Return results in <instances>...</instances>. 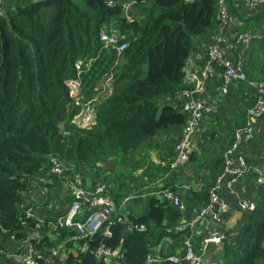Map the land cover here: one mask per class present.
Masks as SVG:
<instances>
[{
	"label": "trees",
	"instance_id": "1",
	"mask_svg": "<svg viewBox=\"0 0 264 264\" xmlns=\"http://www.w3.org/2000/svg\"><path fill=\"white\" fill-rule=\"evenodd\" d=\"M132 16L133 21L126 22L120 7H109L105 0L15 1L0 15V241L12 233L15 241L19 240L26 229L35 228L34 221L24 219L28 206L22 202L34 189L35 177L48 171L49 157L60 160L68 173H75L104 159L118 164L131 152L138 155V169L121 165L125 173L118 180L122 189L125 181L133 182L131 195L140 198L142 211L121 207L128 209V215L123 222L111 217L110 236L98 230L86 241L83 253H67L63 264H103L91 254L97 245L119 248L121 264H141L150 247L163 236L182 242L188 233L187 228L161 232L157 241L151 240L154 228H175L182 212L154 195L158 188L172 189L156 183L160 175L172 171L170 161L159 164L149 158L155 146L161 150L165 144L172 147L184 121L185 114L171 98L184 87L183 68L190 54L217 31L215 3L134 0ZM103 28H116L124 34L126 45L121 53L104 47L99 38ZM249 30L259 36L250 41L243 71L248 81L259 82L264 77V13L245 22L236 21L230 28L236 33ZM78 59L81 64L75 70ZM220 71L214 67V73ZM256 75H260L258 79H254ZM103 78L109 79L110 91L102 98L99 83ZM71 80L78 81L77 99L69 95L67 82ZM215 80L214 87H218L221 81ZM239 84L246 102L243 111L237 109L236 117L238 126H243L244 109L252 105L254 90L244 82ZM85 106L93 116L82 126L73 119ZM212 135L210 130L200 133L201 145ZM204 156L201 148L193 149L187 162L194 169L203 168L213 186V179L222 171V154L207 164L202 161ZM48 177L53 183L46 184L49 193V187L61 188L50 174ZM126 193L127 188L108 193L117 214ZM206 198L207 189H200L190 191L183 200L191 208L197 207L192 202L201 205ZM253 203L233 239L222 241L213 260L264 264V181L258 184ZM57 213L52 207L47 212ZM124 222L130 230L123 227ZM139 225L144 229L138 230ZM43 241L45 245L54 243L46 237ZM3 264H11V260L5 259Z\"/></svg>",
	"mask_w": 264,
	"mask_h": 264
},
{
	"label": "built area",
	"instance_id": "2",
	"mask_svg": "<svg viewBox=\"0 0 264 264\" xmlns=\"http://www.w3.org/2000/svg\"><path fill=\"white\" fill-rule=\"evenodd\" d=\"M18 1L21 4L29 2H39L42 0H0V15L7 9H11L13 3ZM239 4V8L231 3V0H214L215 13L218 20L217 31L212 35L210 41L203 45L205 60L198 65H191L183 68L184 87L177 91L171 98L173 103L178 102L180 111L185 114L184 121L179 126L176 139L172 145L174 153L170 162V169L184 165L192 150L191 140L193 132L202 117L208 112L205 103L206 80L211 75H218L221 83L218 91L226 95L231 86L240 82L246 83L253 88L254 101L251 106L244 109L246 122L243 126L236 127L231 131V141L222 153L223 167L222 174L230 175V181H234L245 170V159L239 148L244 138L249 137L252 131L250 120L264 116V77L259 82L248 81L243 71V62L246 50L250 48V41L254 36H259L251 30L236 33L230 31L236 24V19L232 9H236L242 16L248 15L264 8V0H232ZM106 5L113 7L118 5L121 14L126 22H132V6L134 0H105ZM99 38L105 48H111L116 53H121L125 48V36L116 28L101 29ZM229 42L235 48V54L231 56L226 53L221 44ZM81 60H76L74 69L78 70ZM186 65V64H185ZM214 67L221 68L219 73H214ZM78 81H68L69 95L77 99ZM71 89L75 92L70 93ZM77 116L74 117V122ZM84 119V120H83ZM91 120L86 115L76 123L85 126ZM264 160V151L261 152ZM48 172L51 178L62 187L66 188L68 201L65 202L63 210H59L56 215L35 212L37 198L43 196L44 186H35L30 194L24 197L22 206H28L24 219L34 221V229H26L23 237L15 241L14 235H9L5 241H0V264L4 260H11V264H63L67 253H83L86 250V241L92 238L98 230L106 237L110 236V226L115 222H123L128 211L123 209L116 213V205L109 196L105 183L96 182L92 186H82L79 180L67 174L63 163L55 157L48 159ZM185 189L188 186H184ZM154 195L163 198L166 202L179 210L185 211L184 200L173 189L158 188ZM130 197H134L130 195ZM127 198H122L121 204ZM240 209L251 211L254 203L238 202ZM227 212V205L217 192L216 184L207 188V198L194 211L193 215L182 226L178 224L174 230L180 231L187 228L188 231L199 220L209 217L218 222ZM114 217V221L111 217ZM143 230V225L137 227ZM5 232L4 230H2ZM66 232V236H61ZM54 241L52 245H45L43 239ZM192 236L185 235L182 239V252L180 254L167 255L163 258L153 256L149 252L145 255L141 264H153L162 260L173 264H223L220 260L207 259L205 256L211 245L219 248L225 239V233L218 229H211L204 233L194 246ZM1 239V238H0ZM69 243V244H68ZM93 257L103 264H121L122 253L119 248L111 249L104 245H97L91 251Z\"/></svg>",
	"mask_w": 264,
	"mask_h": 264
},
{
	"label": "crops",
	"instance_id": "3",
	"mask_svg": "<svg viewBox=\"0 0 264 264\" xmlns=\"http://www.w3.org/2000/svg\"><path fill=\"white\" fill-rule=\"evenodd\" d=\"M231 3L234 4L235 7L239 8V4L237 2H233L231 0ZM212 35L213 34H210V36L207 37V43L210 41ZM221 48L231 56L235 54V48L232 47L229 42L221 44ZM202 50L203 44H198L195 51L190 54L184 68H189L191 65H198L199 62H202V58L205 56ZM250 67L251 65H249L248 68ZM259 76L260 75H256L254 79H258ZM215 79L219 80L218 75L214 74L213 77L211 75V77L206 80L205 103L207 104L208 112L197 124L191 140L192 150H198L201 148V150L205 152V156L202 159L205 164L215 159L216 155L220 156L230 143L231 131L236 127H240L237 124V109L241 108V111H243V104L246 102V98H242L243 94L239 83V85L234 84L231 86L226 95H222L218 91L219 86L214 87L216 82ZM250 123L252 125L251 134L249 137L244 138L239 148L240 153L245 159V170L242 174L236 177L234 181H230V175L222 174V171L219 175L215 176V179H213V185L216 184L218 194L227 205V212L218 222L206 217L193 225V227L196 226L194 231L193 227L189 229L187 235L192 236L191 239L193 240L194 246L196 245L198 239L211 229H218L222 231L225 233V239L232 240L233 235L235 234L236 225H239L245 219V215L248 212L240 209L238 202L243 201L244 203H253L257 186L260 182L264 181V174H261V168L264 162L261 158V152L264 151V116L252 118ZM205 130H210L213 135L207 140L206 145H201L199 134ZM135 155L138 157L137 153H135ZM173 157L174 153L172 151V147H168L165 144L162 150L159 149L158 146H155L154 150L150 153L149 159L159 164H163L164 161L171 162ZM138 160L135 162L136 170L139 165V163H137L139 162ZM106 161L108 165L111 166L108 159H106L100 161L96 166L90 169H82L79 170V172L67 174H70V176L79 180L82 186L89 187L96 182H102V177L106 175L105 172H103L104 167H107ZM193 167L194 165L189 164L188 162L184 165H180L176 167L175 170L160 175L156 179V183H165L171 186L175 193L179 195L180 199L183 200V197L188 195L190 191L207 189L210 186L209 184L211 178L208 177L206 171L203 168L198 167L197 169H194ZM48 176V171L39 173L33 181L34 187L44 186L47 188L46 184H53ZM105 180H107V178H105ZM105 183L108 182L105 181ZM59 185L61 186L62 183ZM184 186H188V188L185 189ZM123 187V189L120 188L119 181L116 185L108 183L107 186V188H110L112 191L120 190L121 192L127 188V193L125 194V198L127 199L124 203H120L119 206L127 207L129 212L140 213L142 211V206L140 204L141 201L139 199H135L134 197H130L132 194L130 188L133 187V182L127 180L123 184ZM49 189L52 190L53 188L49 187ZM60 189H63V187L61 186L58 190L55 189L50 193L47 189L43 195L45 197H40V199H44L42 201L48 199L47 202H49L53 210L56 212L58 210L59 199L61 200L60 202L65 204L64 197H67V194L61 193ZM54 194L57 195L56 198H52ZM120 198L121 197H119V200ZM40 199L38 197L37 202H39ZM132 199H135L136 202ZM192 204L197 207L200 206L199 204H196V201L192 202ZM197 207L189 208L185 206V211L182 213V217L179 219L178 224L182 226L186 221H188ZM173 232H175V230ZM171 244H173V247H171ZM181 248L182 244L180 240L174 242L169 236H163L160 238L158 243L151 246L149 250L154 257L159 256L163 258L167 255L180 254ZM219 249L220 247L217 248L214 245H211L205 257L207 259H212V257L219 252ZM160 262L153 264H159Z\"/></svg>",
	"mask_w": 264,
	"mask_h": 264
},
{
	"label": "rangeland",
	"instance_id": "4",
	"mask_svg": "<svg viewBox=\"0 0 264 264\" xmlns=\"http://www.w3.org/2000/svg\"><path fill=\"white\" fill-rule=\"evenodd\" d=\"M99 87L101 89H103V91H104V92H102V98H103L106 95L105 92H109L110 91L109 79L103 78L101 80V82L99 83ZM74 92L75 91L73 89H71L70 93L73 94ZM88 114H89L90 117L93 116L90 107L85 106L80 111V113L78 115H76L77 119L75 121L77 122L78 120H80V118H84ZM104 160H106V159H104ZM137 160L138 159H137V156L135 155V152H131L126 157V159H124L123 162H125V163L118 161V164H114V163L109 162L110 165H111V166H109L107 161H106L107 167H104V169H103V172H105L106 175L102 177V183H105V181H106L108 183H112L113 185H116L118 183V181H119L118 179H119V176L121 175V173L122 172L125 173V169L122 168L121 165H123V167L127 166L129 168L131 167V168L136 169V167H135L136 163L135 162ZM105 178H107V180H105ZM108 183H105L106 186H108ZM53 190H55V189L53 188L51 191H53ZM110 190H111L110 188L109 189L107 188L108 193L110 192ZM60 191H61V193H66V188L63 187V189H60ZM42 200H44V199H40L39 202H36L35 208H34L35 212H37L39 215L40 214L42 215V213H47L49 208H51V205L49 204V202H47L48 199H46L45 201H42ZM48 204H49V206H48ZM64 207H65V204L60 202V199H59V204H58V210L57 211L63 210ZM142 209H143V206H142ZM116 210H117V207H116ZM120 210H121V207H120ZM195 227L196 226L193 227V231L195 230Z\"/></svg>",
	"mask_w": 264,
	"mask_h": 264
},
{
	"label": "water",
	"instance_id": "5",
	"mask_svg": "<svg viewBox=\"0 0 264 264\" xmlns=\"http://www.w3.org/2000/svg\"><path fill=\"white\" fill-rule=\"evenodd\" d=\"M230 1V0H229ZM232 13L235 17V19L239 22H245L255 16H258L260 14H263L264 13V8L262 9H259L255 12H252L248 15H245V16H242L236 9H232ZM261 174H264V162H263V165H262V168H261ZM123 227L126 229V230H130V225L127 223V222H124L123 223ZM236 229L238 228V225H236L235 227ZM174 229L173 228H166V227H163V226H160V227H156L154 228L153 230V234H152V238L151 240L152 241H156L158 239V235L161 233V232H173Z\"/></svg>",
	"mask_w": 264,
	"mask_h": 264
},
{
	"label": "clouds",
	"instance_id": "6",
	"mask_svg": "<svg viewBox=\"0 0 264 264\" xmlns=\"http://www.w3.org/2000/svg\"><path fill=\"white\" fill-rule=\"evenodd\" d=\"M203 45H204V44H203ZM202 51H203V53L205 54L204 50H202ZM203 61H204V60H203ZM203 61H202V62H203Z\"/></svg>",
	"mask_w": 264,
	"mask_h": 264
}]
</instances>
